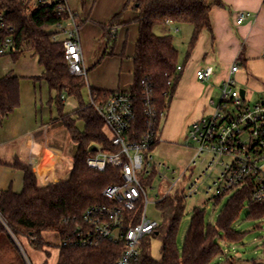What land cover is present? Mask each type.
Wrapping results in <instances>:
<instances>
[{"label":"trees","instance_id":"1","mask_svg":"<svg viewBox=\"0 0 264 264\" xmlns=\"http://www.w3.org/2000/svg\"><path fill=\"white\" fill-rule=\"evenodd\" d=\"M96 1V0H94ZM85 7L87 0H81ZM59 2L38 4L37 0H0V12L8 27H12L14 48L10 56L14 62L30 54L38 59L42 68L35 82H44L50 90L49 103L57 107V117L52 121L62 122L70 140L78 153L94 151L114 154L118 152L109 133L105 129L102 116L91 101L85 103L83 90L88 81L85 75L72 74L66 59L64 41L60 38V24L70 21L71 14L59 11ZM214 5L227 7L222 0H126L122 10L108 23L99 24L102 38L113 44L111 51L104 56L115 55L118 41V28L128 8L138 13L135 21L139 24V35L133 56V84L124 92L133 96L137 118L134 128L139 132L146 129V110L153 106L158 111H169L171 101L180 80L179 50L174 45L172 35H158L155 28L168 23L190 24L194 31L190 50L197 44L200 35L207 30L212 33L210 12ZM74 19L79 28L83 22L76 13ZM7 33H10L9 31ZM125 57V50L122 52ZM4 57V56H3ZM1 58V57H0ZM21 76L7 73L0 78V114L2 119L14 113L21 105ZM120 91V90H117ZM116 91H103L90 88V96L105 98ZM74 98L78 105L66 112L64 98ZM91 99V98H90ZM82 125H81V124ZM160 137L152 146L154 150ZM6 165L0 158V167ZM23 173V188L15 191L8 188L0 192V233L10 234L17 239L25 238L36 251L43 252L46 259L41 264H50L53 246L43 237L45 232H57L60 237L81 220L91 206L106 204L104 189L122 181V170L111 166L107 171H86L74 167L66 179L42 185L28 161L16 158L11 165ZM155 179L152 175L146 183ZM216 225L206 224L204 212L196 210L191 220L183 252L177 245V234L181 217L186 208V196L173 192L157 206L162 211L164 224L144 238L141 257L136 264H211L223 253L218 243L221 234L229 242L239 241L243 234L233 228L246 204L249 217L264 220V202H251V186H244L230 195ZM220 195L213 199L219 204L225 198ZM139 221V213L134 222ZM162 238L160 259L151 256L150 239ZM125 246L123 243L102 240L90 247H71L59 244L55 264H117ZM252 264H264L254 261Z\"/></svg>","mask_w":264,"mask_h":264},{"label":"built area","instance_id":"2","mask_svg":"<svg viewBox=\"0 0 264 264\" xmlns=\"http://www.w3.org/2000/svg\"><path fill=\"white\" fill-rule=\"evenodd\" d=\"M52 1L37 0V3L45 5ZM56 1L59 2V11L71 14L68 22L71 28L65 24L59 25V30L66 34L64 47L70 72L86 76L80 28L74 19V12L65 0ZM248 15L240 12L238 23L241 24ZM12 31L13 28L8 27L4 14L0 12V57L8 56L14 48ZM181 69L178 66V71ZM239 71V61L234 62L229 76L219 86V96L209 99L213 111L192 123L186 146L193 148L194 154L180 173L171 171L167 163H161L153 156L155 149L152 150V146L160 137V123L167 114L165 111L160 112L149 105L146 110V129L142 133L134 128L137 112L130 93L116 91L101 99L91 97V104L102 116L105 129L112 143L118 147V152L78 153L75 156L76 167L105 172L111 166H116L122 170V181L104 189L103 195L108 203L89 207L81 220L61 236V246L90 247L102 240L123 243L125 248L117 264H136L141 257L144 238L154 233L160 225L146 216L147 189H152L156 180L167 184L163 195L159 194L158 186L157 204L176 191L186 197L197 195L199 183L206 176L212 179L205 189L206 195L212 200L220 195L230 196L244 186H251L250 201L264 202V101L252 105L247 91L245 97L241 96V89L235 79ZM213 75L212 66L202 67L196 72L200 81L210 80ZM42 129L46 134L48 126L44 125ZM30 143L34 146L33 138H30ZM206 162L201 175L190 184L189 189H182L180 182L187 172L193 175V167ZM152 175L155 179L148 185L146 182ZM138 213L139 221L134 222Z\"/></svg>","mask_w":264,"mask_h":264},{"label":"crops","instance_id":"3","mask_svg":"<svg viewBox=\"0 0 264 264\" xmlns=\"http://www.w3.org/2000/svg\"><path fill=\"white\" fill-rule=\"evenodd\" d=\"M65 1L70 10L83 22L79 29V37L89 88L103 91L129 90L133 84V56L139 35V24L135 21L138 13L128 11L124 14L123 25L118 28L115 55L103 57L101 53L106 49L104 45L101 53L94 58L93 53L103 36L99 24L108 23L122 10L126 0H87L85 7L82 6L81 0ZM222 1L227 7L218 5L212 7L210 12L212 33L207 30L202 32L197 44L188 53L189 60L185 68L186 73L183 75L184 67L179 64L182 68L181 76L174 96H179L180 100L191 105L192 119H198L202 113L204 114L207 109L205 104H209V99L214 97L212 91L219 89L222 81L229 76L234 62L240 63V71L237 74L242 72L248 75L241 78L247 87L248 95L259 93L263 96L264 93V0ZM240 12L249 14L241 24L238 23ZM123 50L126 52L125 57L122 56ZM35 60L38 62L37 58ZM261 65L262 69H259ZM206 66L214 67V75L210 80L200 81L196 72ZM172 108L173 106L170 107V111ZM182 111L179 106L174 107V114ZM56 117L55 113L47 120V116L44 119L43 114L36 110L27 114L19 108L2 119L0 158L6 165L1 166L0 171L7 168L13 174L20 172L18 176L22 188L23 173L11 166L17 157L34 166L42 185L68 178L76 166L77 148L70 140L62 122L52 121ZM189 121L188 125L192 123V120ZM44 125L48 126L46 134L42 129ZM30 138L34 139V146L30 145ZM12 186L13 182L9 184V188ZM2 190L5 189H1L0 192Z\"/></svg>","mask_w":264,"mask_h":264},{"label":"rangeland","instance_id":"4","mask_svg":"<svg viewBox=\"0 0 264 264\" xmlns=\"http://www.w3.org/2000/svg\"><path fill=\"white\" fill-rule=\"evenodd\" d=\"M128 11H135L133 8H128ZM125 12V13H126ZM133 24V23H132ZM131 25V24H130ZM67 28H71L70 23H66ZM60 38H66V34L58 30ZM194 28L190 24H168L160 25L155 28V32L158 35H172L175 47L179 50V64L184 67L182 75L186 73V66L189 60L188 53L190 50V41L193 35ZM105 45V50L101 53L102 48ZM113 44L109 43L105 39H101L98 42L96 50L93 53L95 58L98 54H102L103 57H111V55L104 56V52L109 53ZM126 53V52H125ZM102 57V58H103ZM101 60V59H100ZM97 61V63L100 62ZM262 69V65L259 66ZM18 74L21 76L20 92H21V105L27 114L33 113L35 110L40 114L48 117L57 115V107L49 103L50 90L44 82H35L32 77L39 76L42 73V68L38 62L30 54L22 56L18 61L14 62L10 56H4L0 58V77L6 73ZM251 74H255L253 71H249ZM248 76L244 73L235 75L237 80V86L239 89L247 90V87L242 83L241 78ZM239 79V80H238ZM221 85V84H220ZM83 100L85 103L90 102V88L89 84L83 90ZM212 96H219V89L212 91ZM177 97V98H176ZM175 95L171 101L170 107L173 108L167 112L165 117L160 123V136L161 140L153 152L154 159L167 163L171 168V171L176 170L180 173L185 169L194 154V149L187 147L188 145L186 137L193 122L197 121L204 114H210L213 111V107L208 103L205 104L207 108L204 114L197 119L191 118L192 110L191 105L187 102H183ZM250 103L253 105L259 101H264L263 96L259 93H253L250 96ZM66 101V112H71L78 105L74 98H64ZM180 107L183 111L179 114H174V107ZM204 107V108H205ZM173 110V111H172ZM189 112V113H188ZM189 117L191 119H189ZM192 120L189 125L187 124ZM81 124V123H80ZM82 125V124H81ZM247 138V135L244 136ZM70 143V140L68 141ZM207 162L203 165L198 164L194 168V173L187 172L186 177L181 180L180 187L186 191L189 189L190 184L193 183L204 170ZM193 170V169H192ZM20 174V172H18ZM16 173H12L11 170L4 168L0 171V190L9 188V184L13 182L12 188L15 190H22L21 180ZM192 175V177H191ZM191 178V179H190ZM212 179L209 176L204 177L202 182L199 183V193L193 197L186 198V208L183 216L180 220V225L177 234V245L180 252H183L187 233L189 231L191 220L195 215L196 210H202L205 216L206 224L216 225L219 221L220 215L223 212L225 205L231 196H227L222 202L216 204L214 200L210 199L205 189L210 185ZM158 186H160L159 194L163 195L167 184L161 183L156 180L153 184V188L147 189L148 203L146 205V216L148 219L156 220L160 225L164 224V217L162 211L157 206V193ZM249 206L245 205L240 213V216L233 224V228L242 233V238L237 242H229L224 234L218 239V243L223 249V253L215 258L211 264H252L254 261L264 263V220L253 219L249 217ZM43 237L53 246L52 248H46L51 251L50 264H55L58 258L59 249L58 246L61 242V237L57 232H45ZM162 248V238L152 237L150 239L151 256L154 259H160ZM46 259V255L43 252L33 249L25 238H19L0 233V264H41Z\"/></svg>","mask_w":264,"mask_h":264},{"label":"water","instance_id":"5","mask_svg":"<svg viewBox=\"0 0 264 264\" xmlns=\"http://www.w3.org/2000/svg\"><path fill=\"white\" fill-rule=\"evenodd\" d=\"M240 93H241V96H242V97H245L246 90H245V89H241V90H240ZM94 150H95V147H94V146L91 147V151H94Z\"/></svg>","mask_w":264,"mask_h":264}]
</instances>
